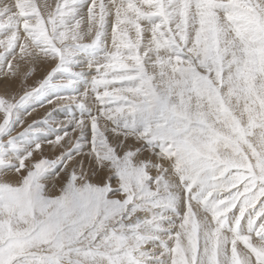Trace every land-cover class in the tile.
<instances>
[{"label":"snow or ice","instance_id":"obj_1","mask_svg":"<svg viewBox=\"0 0 264 264\" xmlns=\"http://www.w3.org/2000/svg\"><path fill=\"white\" fill-rule=\"evenodd\" d=\"M0 264H264V0H0Z\"/></svg>","mask_w":264,"mask_h":264},{"label":"rangeland","instance_id":"obj_2","mask_svg":"<svg viewBox=\"0 0 264 264\" xmlns=\"http://www.w3.org/2000/svg\"><path fill=\"white\" fill-rule=\"evenodd\" d=\"M33 81H29V84H32ZM50 98V97H49ZM44 109L42 108H37V113H39V115H36V118L39 119L42 115H43Z\"/></svg>","mask_w":264,"mask_h":264}]
</instances>
